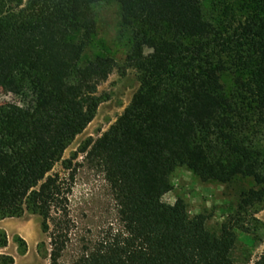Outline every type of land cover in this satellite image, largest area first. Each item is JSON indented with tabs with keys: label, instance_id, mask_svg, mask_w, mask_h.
<instances>
[{
	"label": "trees",
	"instance_id": "trees-1",
	"mask_svg": "<svg viewBox=\"0 0 264 264\" xmlns=\"http://www.w3.org/2000/svg\"><path fill=\"white\" fill-rule=\"evenodd\" d=\"M207 1L0 0V90L15 97L0 104V219L39 215L50 264H62L70 241L75 177L52 172L94 119L99 86L128 69L138 91L81 150L103 169L122 229L77 264H242L240 235L264 208V0L227 25L207 18ZM100 2L119 8L129 47L122 66L113 56L84 58ZM182 166L235 192L218 234L183 199L163 201Z\"/></svg>",
	"mask_w": 264,
	"mask_h": 264
},
{
	"label": "rangeland",
	"instance_id": "rangeland-1",
	"mask_svg": "<svg viewBox=\"0 0 264 264\" xmlns=\"http://www.w3.org/2000/svg\"><path fill=\"white\" fill-rule=\"evenodd\" d=\"M254 6V0H208L205 3L207 18L215 24H230L245 18ZM97 32L92 36L85 52L86 60L113 56L122 66L128 52V40L121 35L119 8L114 3L94 5ZM236 17V19H235ZM227 89L231 79L223 76ZM140 87L138 73L116 70L98 89L100 105L87 128L68 146L52 173L67 177L74 173L69 195V212L72 220L70 241L61 258L62 264H77L87 249L92 248L111 229L118 231L122 225L117 203L106 180L103 169L92 164L81 152L89 140L100 138L121 116ZM15 101L11 94L0 90V104ZM67 162V163H66ZM70 162V163H68ZM70 166V170L66 166ZM173 190L163 201L174 204L183 199L190 213L208 216L207 228L218 234L227 214L237 205V196L216 181H202L187 167H178L172 175ZM255 230L240 235L234 251L235 259L242 264H254L264 251V208L255 215ZM42 218L31 212L21 217L0 219V264L14 260L13 264H50V238L43 232Z\"/></svg>",
	"mask_w": 264,
	"mask_h": 264
}]
</instances>
